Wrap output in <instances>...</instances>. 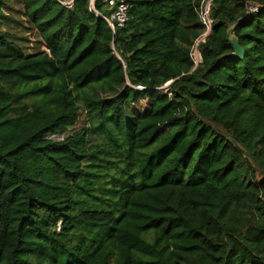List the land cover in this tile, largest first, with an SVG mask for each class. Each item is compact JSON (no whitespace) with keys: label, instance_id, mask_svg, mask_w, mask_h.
Returning <instances> with one entry per match:
<instances>
[{"label":"trees","instance_id":"obj_1","mask_svg":"<svg viewBox=\"0 0 264 264\" xmlns=\"http://www.w3.org/2000/svg\"><path fill=\"white\" fill-rule=\"evenodd\" d=\"M15 1L0 264H264V0H210L195 68L206 0Z\"/></svg>","mask_w":264,"mask_h":264},{"label":"built area","instance_id":"obj_2","mask_svg":"<svg viewBox=\"0 0 264 264\" xmlns=\"http://www.w3.org/2000/svg\"><path fill=\"white\" fill-rule=\"evenodd\" d=\"M105 6L109 9L107 16H103L105 21L109 24L111 29L122 26L127 19L128 3L125 0H103ZM210 0H206L199 9V19L203 25V29L200 34L194 39L190 47V58L195 68L201 61L199 53V45L204 42L207 36L211 33L212 19L209 15Z\"/></svg>","mask_w":264,"mask_h":264},{"label":"rangeland","instance_id":"obj_3","mask_svg":"<svg viewBox=\"0 0 264 264\" xmlns=\"http://www.w3.org/2000/svg\"><path fill=\"white\" fill-rule=\"evenodd\" d=\"M7 8L3 11L4 15L7 17L0 18V30L6 32L10 35V38L14 40V36L25 35L30 40L33 39L29 33L23 29V26L19 23L22 16L19 13L21 10V5L15 0H7ZM25 44L31 45V41H21ZM73 128H69L67 132H70Z\"/></svg>","mask_w":264,"mask_h":264},{"label":"water","instance_id":"obj_4","mask_svg":"<svg viewBox=\"0 0 264 264\" xmlns=\"http://www.w3.org/2000/svg\"><path fill=\"white\" fill-rule=\"evenodd\" d=\"M234 25L230 26L226 31V40L230 43L233 48V56L241 58L243 56V49L239 44L238 39L232 34V29Z\"/></svg>","mask_w":264,"mask_h":264},{"label":"clouds","instance_id":"obj_5","mask_svg":"<svg viewBox=\"0 0 264 264\" xmlns=\"http://www.w3.org/2000/svg\"><path fill=\"white\" fill-rule=\"evenodd\" d=\"M165 85H167V84H165Z\"/></svg>","mask_w":264,"mask_h":264}]
</instances>
